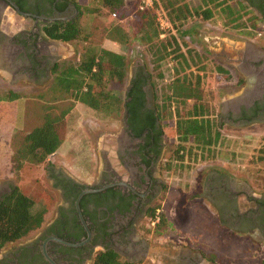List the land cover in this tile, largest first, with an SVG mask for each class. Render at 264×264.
I'll list each match as a JSON object with an SVG mask.
<instances>
[{"label":"rangeland","instance_id":"rangeland-1","mask_svg":"<svg viewBox=\"0 0 264 264\" xmlns=\"http://www.w3.org/2000/svg\"><path fill=\"white\" fill-rule=\"evenodd\" d=\"M76 1L81 8L76 19L82 29L81 35L70 42L49 41L46 45L47 52H55L60 56L61 62L56 73L65 64L78 62L86 49L106 48L125 56L127 63L125 85L136 66H144L150 72L152 94L155 95V102L158 105L161 102L160 96L168 92V82L173 78L171 67L176 63L166 59L162 61L160 69H155L151 62L150 47L158 43L154 33L159 31L156 18L152 27L142 28L136 6L137 0H122L124 10L122 14L121 10H116V17L105 10L102 0ZM155 1L162 7L176 3L194 8L202 4V0ZM237 1L228 0V3L232 6L234 4L235 7ZM240 5L244 6L238 11L241 14L239 22L242 25L235 26L236 23L229 20L225 11L215 9L209 19L188 17L172 28V33L176 29V35L184 41L180 47L181 51L189 48L197 54L194 56L195 63L186 70H193L202 75L203 100L211 110L213 119L218 122L223 140L210 159H187L181 167L172 166L170 169H166L162 164L160 178L164 186L154 207H156L155 212L158 209L159 216L163 214L165 222L158 224L154 221V217L149 215L143 220L137 233L138 237L143 236L147 239L150 251H163L164 246L170 243L172 247L166 246V251L169 253L176 251L173 247L186 246L201 252L214 264H264L260 258L264 254V248L256 244L247 245L245 242L248 239L219 224L214 212L211 213L213 210L207 209L206 200L200 197L192 198L200 191L198 181L210 171L224 174L236 181L245 180L254 191L264 192V159L259 158L261 153L258 151L264 146V124L231 126L223 121L220 122L219 114L225 111V106H230L225 105L227 99L233 101L245 88L241 89L242 86L233 85L237 78H242V74H238L232 65L210 53L209 48L215 47V42L205 40L208 36L217 35L222 39L229 38L237 42L251 44L257 42L264 48V22L244 2ZM156 8L161 10L159 6ZM250 20L256 22L259 28L250 29L247 24ZM17 21V19L9 20L14 27ZM259 31L261 35L258 34ZM217 65L228 69L230 80L219 78L215 69ZM56 73L52 72L49 80L41 86H11L7 82H0V158L11 163L7 167L9 170L0 176V186L24 187L32 179L37 178L54 200L42 226L53 216V210L60 201L57 190L47 178V164L62 168L80 183L94 184L102 166L97 148L104 139L110 137V134L117 132L123 111L122 104L117 110L95 111L78 101H72L68 93L57 90L54 80ZM12 94H15L16 98L8 99ZM118 94L123 96V92ZM70 104L72 109L67 114V133L62 145L37 166L23 165L21 168H15L16 165L11 162V157L20 145L24 132L41 124L42 107L51 105L63 108ZM3 105H10V111L9 107ZM163 121V138L166 143L163 163L169 160L171 164L172 150L177 141L174 127L170 124L171 120L166 118ZM80 169L91 172L92 179L81 181L72 174L73 171ZM32 185L28 184L26 188H31ZM38 230L30 232L17 242L30 240ZM180 249L182 251V248ZM149 257L155 261L151 256ZM145 262L148 263V260Z\"/></svg>","mask_w":264,"mask_h":264},{"label":"flooded vegetation","instance_id":"flooded-vegetation-1","mask_svg":"<svg viewBox=\"0 0 264 264\" xmlns=\"http://www.w3.org/2000/svg\"><path fill=\"white\" fill-rule=\"evenodd\" d=\"M253 2L263 14L250 8L264 22V0ZM76 4V0H0V52L9 50L10 54L16 55L9 56L8 60L4 57L6 61L3 65L7 64L16 75L28 76L31 85L41 86L49 80L53 68L60 65L61 59L59 54L47 52L46 45L55 40L47 37L44 28L76 20L79 16ZM10 19L18 20L15 27ZM205 40H213L217 46L220 38L215 35ZM213 48H209L210 53L242 74L244 83L241 89L245 88L244 95L227 103L230 106H225L226 109L222 107L225 111L219 114L220 122L231 126L264 124V49L254 52V47L250 45L247 50L239 52L242 54L232 58L231 52H223L218 46L222 53L219 56ZM147 72L140 65L133 69L123 90L129 109L123 102L117 132L110 134L97 148L102 165L99 177L94 184H84L86 187L82 189L97 191L85 193L87 195L82 200L80 198L77 210L75 201L82 190L74 199L72 194L66 196L64 190L54 187V183L67 179L78 181L62 168L47 164V178L60 198L53 216L30 240L14 242L2 249L0 264H92L95 254L105 248H112L122 258L132 262L213 263L202 253L176 257L166 251V246L172 247L170 243L164 246L165 250L159 252L154 261L149 257L147 239L138 237L139 226L149 217L148 213L155 206L164 186L160 171L165 164L166 143L161 121L157 117L158 106L152 94L151 78L145 82L139 79L140 73ZM252 75L253 78H250ZM10 81L19 83L22 80L14 76ZM134 84L141 86L143 96L134 92L126 99ZM206 175L198 181L200 191L192 198L206 200L220 225L251 242H263L264 192L254 191L245 180L236 181L216 171ZM12 187L0 186V202ZM62 240L81 244L67 245Z\"/></svg>","mask_w":264,"mask_h":264},{"label":"trees","instance_id":"trees-1","mask_svg":"<svg viewBox=\"0 0 264 264\" xmlns=\"http://www.w3.org/2000/svg\"><path fill=\"white\" fill-rule=\"evenodd\" d=\"M243 2L246 6L256 9L259 14H263L261 8L253 0H238L236 3L234 2L235 7L234 4L230 5L228 0H202V4L194 8L176 3L162 7L157 1L154 2V6H159L163 12L168 14L172 28L177 23L181 24L188 17L197 16L209 19L215 9L225 11L229 20L235 22V26H239L242 24L239 22L241 14L238 11L243 9L244 6L240 5ZM102 5L109 13L121 10L122 14L124 10L122 0H102ZM76 6L80 12L81 8L78 3ZM138 13L142 28L153 26L156 17L153 9L138 11ZM247 24L250 29L259 28L256 22L251 20ZM172 28L164 38H158L159 31L154 32L158 43L150 47L151 62L155 69H160L162 61L166 59L176 63L171 67L173 78L168 82V92L160 96L161 102L157 105V117L161 121V132L163 133L164 129L163 119L169 118L170 124L174 127L177 141L171 156V161L174 164H170L167 160L164 164L166 169H170L172 166L181 167L187 159L206 160L212 158L216 147L223 140L220 126L213 119L211 110L203 100L202 75L193 70H186L192 66V63H195L194 56L197 54L189 48L181 51L180 47L184 41L178 38L176 29L172 33ZM178 30L180 31V29ZM44 31L50 39L62 42L73 41L82 33L76 20L54 23L45 27ZM58 69L59 66H55L52 72L56 73ZM215 69L220 79L225 81L231 79L228 69L220 65H217ZM140 75L139 79L142 82L152 77L150 72L140 73ZM126 77L127 63L124 55L106 48H88L78 62L65 64L55 74L54 80L57 90L68 93L72 101H78L95 111H110L117 110L123 102L126 108L129 107V102L124 101V97L118 94L123 92ZM243 83V78L239 77L233 85L239 87ZM133 87L127 92L126 99L134 95V92L143 96L139 84H134ZM9 98H16L15 94ZM3 106L9 107L10 111V105ZM71 109L72 104L63 108L51 105L42 107L41 124L24 132L20 145L11 157V162L16 165L15 168H21L23 165L37 166L62 145L67 133L66 118ZM258 151L261 153L259 158L264 159V146ZM8 165L10 166L11 163L0 158V176L9 170L7 169ZM33 182L34 185H32ZM28 184L32 187L26 188ZM54 187H60L66 196L72 194L75 199L80 190L86 186L67 179L54 183ZM86 195H83L81 200ZM53 202L52 195L37 178L32 179L24 187L13 186L10 193L0 202V251L10 243L17 242L30 232L39 229ZM155 210L156 207H152L148 215L154 217ZM164 222L165 218L163 214H160L157 223L163 224ZM92 264L148 263L128 261L112 248H105L95 254Z\"/></svg>","mask_w":264,"mask_h":264},{"label":"crops","instance_id":"crops-1","mask_svg":"<svg viewBox=\"0 0 264 264\" xmlns=\"http://www.w3.org/2000/svg\"><path fill=\"white\" fill-rule=\"evenodd\" d=\"M220 38V37H219ZM58 43V42H57ZM250 45H252L253 47H254V52H260V51H262V49H264L263 47H262V45H260V44H258L257 42H254V43H250V42H237L236 40H233V39H222V38H220V41L218 42V44H217V46H215L214 48H213V51H214V53L215 54H217V55H221L222 53L219 51V49H218V46L219 47H221L222 48V51L223 52H231L234 56L233 57H236L237 56V54H242V52L241 53H239L240 51H243V50H247V46H249V48H250ZM248 48V49H249ZM9 50H6V51H4V53H1L0 52V57H2L3 59H1L2 61H0V82L1 81H3V82H7V84L9 83L11 86H22V85H25V86H29V85H31L30 83V78L28 77V76H26V75H16L15 74V72H13L10 68H9V66L6 64V65H3V63H5V61L6 60H4V57H6V59L7 58H9V56L10 57H13V56H16L15 54H10V53H12V52H8ZM217 51H219V54L217 53ZM3 54V55H2ZM232 57V58H233ZM8 60V59H7ZM16 77V78H18V80L19 81H21V82H19V83H15V82H11L10 81V79L11 78H13V77ZM253 76L254 75H252V76H249L250 78L252 77L253 78ZM1 84V83H0ZM252 87H253V85H252ZM72 174L74 175V176H76L78 179H80L81 181H86V180H84V179H89V180H87V181H90V179H92V173L91 172H89V171H84V170H75V171H73L72 172ZM208 205V204H207ZM207 209L209 210L210 209V207L209 206H207ZM211 211V210H210ZM211 213H213V211H211ZM213 214H215V213H213ZM247 239V238H246ZM247 245H250V246H252V245H254V244H256V245H259L260 247H262V248H264V241L263 242H260V243H255V242H251L249 239H248V241L247 242H245ZM176 245H178V244H176ZM174 249H176V251L173 253H171V254H175L176 255V257L177 256H182V255H185V254H187L188 255V257H190L191 255H193V254H197V255H199V253H201V252H197V250H192L191 248H187L186 246L185 247H183V246H176V247H173ZM179 248H182V251H181V249L179 250ZM178 250V251H177ZM161 252V251H160ZM158 254H159V252H155V251H150L149 250V256H151L153 259H155V260H157V256H158ZM178 254V255H177ZM261 258V260H263L264 261V254H262V256L260 257ZM205 259H207V260H209L208 258H206L205 257ZM209 261H211V260H209ZM214 263V262H213Z\"/></svg>","mask_w":264,"mask_h":264},{"label":"built area","instance_id":"built-area-1","mask_svg":"<svg viewBox=\"0 0 264 264\" xmlns=\"http://www.w3.org/2000/svg\"><path fill=\"white\" fill-rule=\"evenodd\" d=\"M137 10L138 11H144V10H148V9H153L154 14H155V18H156V23H157V27L159 29V36L160 38H164L168 31L172 28V24L170 22V19L168 18L167 14L165 12H163L162 10H158L155 6H154V0H137ZM113 17H116V13L113 12L112 13ZM259 35L261 34L260 31L258 33ZM159 212L157 209V212H155L154 214V221L158 222L159 221Z\"/></svg>","mask_w":264,"mask_h":264},{"label":"water","instance_id":"water-1","mask_svg":"<svg viewBox=\"0 0 264 264\" xmlns=\"http://www.w3.org/2000/svg\"><path fill=\"white\" fill-rule=\"evenodd\" d=\"M53 42H55V43H57V42L60 43L61 41L55 40V41H53ZM217 53L219 54V51H217ZM244 94H245V90H244L243 92L240 93V95H244ZM230 102H231V100H230V99H227V101L225 102V105H226L227 103H230ZM93 191H97V189L86 188V189H84V190L81 191V193L78 195V197H77V199H76V201H75L77 210H79L78 202H79L80 198L82 197V195L85 194V193H88V192H93ZM61 242H63L64 244H67V245H73V246H76V245L81 244V243H78V244H77V243H68V242H65V241H63V240H62Z\"/></svg>","mask_w":264,"mask_h":264}]
</instances>
